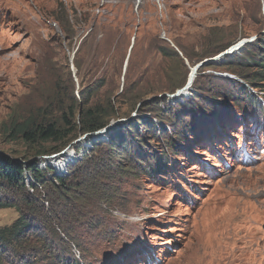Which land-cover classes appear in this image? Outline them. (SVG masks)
I'll return each mask as SVG.
<instances>
[{"label":"rangeland","instance_id":"obj_1","mask_svg":"<svg viewBox=\"0 0 264 264\" xmlns=\"http://www.w3.org/2000/svg\"><path fill=\"white\" fill-rule=\"evenodd\" d=\"M1 34L0 156L47 180H0V264H264V0H0Z\"/></svg>","mask_w":264,"mask_h":264},{"label":"trees","instance_id":"obj_2","mask_svg":"<svg viewBox=\"0 0 264 264\" xmlns=\"http://www.w3.org/2000/svg\"><path fill=\"white\" fill-rule=\"evenodd\" d=\"M258 60H251L257 67H264V55ZM264 79V72H259ZM83 131L94 132L103 129L106 125L105 119L100 116L99 108L89 110L82 119ZM32 121L27 120L23 124H17L14 132L25 136L27 139L35 137H42L44 141H59V139L67 137L69 133H65L64 129L59 127L56 122H50L46 125L37 124L33 127ZM72 124V123H70ZM59 150V149H57ZM49 173V171L47 172ZM0 180L7 182L13 188H30L35 189L40 184L47 180V175L43 169L39 168L36 163L23 164L21 162L13 161L10 158L0 156ZM12 204L1 203L0 209L11 207ZM28 222L25 219L18 220L9 230L0 232V240L6 243H12L15 238L21 236V233L27 228Z\"/></svg>","mask_w":264,"mask_h":264},{"label":"crops","instance_id":"obj_3","mask_svg":"<svg viewBox=\"0 0 264 264\" xmlns=\"http://www.w3.org/2000/svg\"><path fill=\"white\" fill-rule=\"evenodd\" d=\"M28 34H29V38L27 39V41L30 43L31 41H33V37H34V33H33V31L32 30H30V28H29V32H28ZM10 41H11V39L10 38H8ZM0 41H2L3 43H5L6 41H7V39L6 38H3L2 37V34L0 35ZM9 41V42H10Z\"/></svg>","mask_w":264,"mask_h":264},{"label":"bare ground","instance_id":"obj_4","mask_svg":"<svg viewBox=\"0 0 264 264\" xmlns=\"http://www.w3.org/2000/svg\"><path fill=\"white\" fill-rule=\"evenodd\" d=\"M106 0H102V2H105ZM39 20H44V18H42L41 16L39 17ZM48 22V21H47ZM49 28V27H48ZM111 129V128H110ZM109 128L108 129H106L105 131H108V130H110ZM105 131H101V132H105ZM100 132V133H101ZM251 224V223H250ZM251 226V225H250ZM248 228H251V227H248Z\"/></svg>","mask_w":264,"mask_h":264},{"label":"clouds","instance_id":"obj_5","mask_svg":"<svg viewBox=\"0 0 264 264\" xmlns=\"http://www.w3.org/2000/svg\"><path fill=\"white\" fill-rule=\"evenodd\" d=\"M28 2H30V3H31V2H33V0H28ZM32 8H33V7H32Z\"/></svg>","mask_w":264,"mask_h":264},{"label":"water","instance_id":"obj_6","mask_svg":"<svg viewBox=\"0 0 264 264\" xmlns=\"http://www.w3.org/2000/svg\"><path fill=\"white\" fill-rule=\"evenodd\" d=\"M136 39V36H134V38H133V40H135ZM108 129V128H107Z\"/></svg>","mask_w":264,"mask_h":264}]
</instances>
